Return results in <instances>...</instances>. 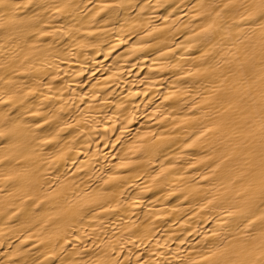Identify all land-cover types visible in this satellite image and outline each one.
I'll return each instance as SVG.
<instances>
[{"label":"bare ground","instance_id":"1","mask_svg":"<svg viewBox=\"0 0 264 264\" xmlns=\"http://www.w3.org/2000/svg\"><path fill=\"white\" fill-rule=\"evenodd\" d=\"M0 264H264V0H0Z\"/></svg>","mask_w":264,"mask_h":264}]
</instances>
